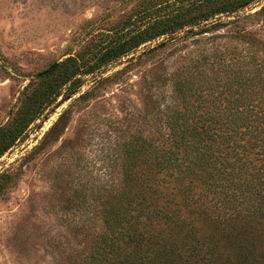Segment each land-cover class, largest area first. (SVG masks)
<instances>
[{
	"label": "trees",
	"instance_id": "obj_1",
	"mask_svg": "<svg viewBox=\"0 0 264 264\" xmlns=\"http://www.w3.org/2000/svg\"><path fill=\"white\" fill-rule=\"evenodd\" d=\"M254 1L141 0L127 33L85 65L78 55L59 62L0 128L1 156L60 95L77 91L80 74L167 34L198 36L171 72L166 131L124 141L121 165L80 202L88 237L75 264H264V39L248 27L264 28V4L244 11Z\"/></svg>",
	"mask_w": 264,
	"mask_h": 264
},
{
	"label": "rangeland",
	"instance_id": "obj_2",
	"mask_svg": "<svg viewBox=\"0 0 264 264\" xmlns=\"http://www.w3.org/2000/svg\"><path fill=\"white\" fill-rule=\"evenodd\" d=\"M263 4L255 0L244 11ZM140 5L141 0H0V128L53 65L77 55L85 65L116 32L127 33ZM253 22L249 29L264 39L263 26ZM197 37L167 34L80 74L77 91L60 95L0 156V264H75L88 237L78 228V218L89 211L80 202L93 201L95 185L121 165L115 158L124 141L166 131L171 72ZM163 41L165 47L149 51Z\"/></svg>",
	"mask_w": 264,
	"mask_h": 264
},
{
	"label": "water",
	"instance_id": "obj_3",
	"mask_svg": "<svg viewBox=\"0 0 264 264\" xmlns=\"http://www.w3.org/2000/svg\"><path fill=\"white\" fill-rule=\"evenodd\" d=\"M53 66H55V65H53ZM53 66H52L51 68H53ZM51 68H50V69H51ZM50 69H49V70H50Z\"/></svg>",
	"mask_w": 264,
	"mask_h": 264
}]
</instances>
